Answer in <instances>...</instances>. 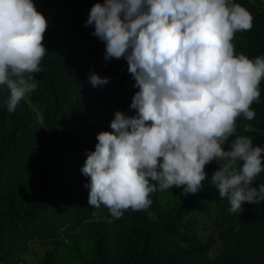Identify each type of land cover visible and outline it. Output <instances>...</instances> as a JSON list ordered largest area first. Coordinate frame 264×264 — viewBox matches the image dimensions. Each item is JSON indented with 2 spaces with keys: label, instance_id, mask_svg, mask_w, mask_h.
Here are the masks:
<instances>
[{
  "label": "clouds",
  "instance_id": "clouds-1",
  "mask_svg": "<svg viewBox=\"0 0 264 264\" xmlns=\"http://www.w3.org/2000/svg\"><path fill=\"white\" fill-rule=\"evenodd\" d=\"M253 14L233 0H105L90 10L85 26L106 43V61L128 62L139 91L136 115L117 111L113 131L98 134L81 172L90 177L89 204L107 207L114 218L128 209L147 210L157 191L202 189L205 166L219 164L211 184L229 211L264 201V147L238 135L242 115L251 121L260 99L264 55L236 53L237 32L253 27ZM49 26L33 0H0V85H6L9 112H15L38 82L34 74L47 52ZM131 49V51H129ZM91 85H107L95 72ZM42 122V116L38 115ZM151 215V214H150Z\"/></svg>",
  "mask_w": 264,
  "mask_h": 264
},
{
  "label": "trees",
  "instance_id": "trees-1",
  "mask_svg": "<svg viewBox=\"0 0 264 264\" xmlns=\"http://www.w3.org/2000/svg\"><path fill=\"white\" fill-rule=\"evenodd\" d=\"M33 2L49 22L43 41L47 52L41 71L34 74L35 103L43 122L26 98L15 112H9L10 93L6 85H0V264H17L18 251L31 239L63 233L78 250L84 227L93 229L92 247L81 255V264H264V201L245 202L242 211L230 212L228 199L221 198L211 184L219 168L215 160L205 166L207 181L198 192L172 187L177 203L169 209L162 207L157 191L150 195L147 210L128 209L112 222L85 223L96 210L107 207L89 204L90 187L85 185L90 177L81 169L88 153L95 150L98 134L113 131L110 124L117 111L136 115L130 105L139 88L127 60L106 61V43L92 35L94 26H85L93 5L105 0ZM233 2L254 17L251 30L236 33V53L249 58L264 55V0ZM90 72L109 77V83L94 88ZM260 92L259 101L252 105L255 118L249 121L241 115L237 119V131L225 144L226 150L238 135L264 147V80ZM25 180L26 190L22 188ZM260 183H264V172L252 186ZM195 211L217 215L223 242L219 252L213 254L217 239L198 238L197 219L191 214ZM41 264L53 263L46 257Z\"/></svg>",
  "mask_w": 264,
  "mask_h": 264
},
{
  "label": "rangeland",
  "instance_id": "rangeland-1",
  "mask_svg": "<svg viewBox=\"0 0 264 264\" xmlns=\"http://www.w3.org/2000/svg\"><path fill=\"white\" fill-rule=\"evenodd\" d=\"M33 110L37 115H41L39 107L35 103V90L25 97ZM43 122V119H42ZM12 187H17L18 183L16 179L11 180ZM205 180L204 182H206ZM203 185H205V183ZM22 188L24 190L29 188V183L25 180ZM209 183V182H208ZM25 193V192H24ZM24 195V194H23ZM158 199L163 208L169 209L177 203V199L174 197L171 189L157 192ZM0 205V211L2 210ZM197 219V234L198 238L203 241L209 239H217V243L214 246L213 254L219 252L223 248V242L221 239V230L218 225L217 215L210 212L195 211L191 213ZM115 218L111 215L109 209H99L93 213V218L86 220L85 223L90 222H101L108 223L112 222ZM93 229L90 227H84L80 231V237L77 240V247L75 249L73 241L70 236L63 233L60 237H49L47 239H31L28 241L27 246L18 251L19 262L17 264H41L46 257L51 258L53 264H81V255L87 248L92 247V235Z\"/></svg>",
  "mask_w": 264,
  "mask_h": 264
}]
</instances>
